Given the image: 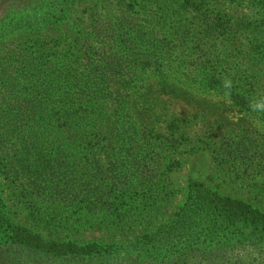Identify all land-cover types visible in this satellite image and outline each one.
I'll list each match as a JSON object with an SVG mask.
<instances>
[{"label":"trees","instance_id":"obj_1","mask_svg":"<svg viewBox=\"0 0 264 264\" xmlns=\"http://www.w3.org/2000/svg\"><path fill=\"white\" fill-rule=\"evenodd\" d=\"M54 1L0 0V5L5 12L12 13L13 5L29 11L38 6H52L54 3L50 2ZM70 1L77 0H62ZM258 1L264 7V0ZM120 2L133 8L137 5L142 17L130 16L115 24L112 19L99 15L94 18L91 31L75 37L68 49L44 42L38 48L27 47L14 54L9 66L0 65V100L16 104L15 132L23 126L18 125L20 120H28L33 130L46 123L59 122V126H54L67 134V139L53 145L56 150L49 161L43 158L39 162V156L44 157L42 151L37 153V160L29 148L28 153L18 156L19 167H79V163L80 167H93L94 183L88 195L94 198L95 210L123 220L135 206L142 204L138 200L140 196L160 194L167 180L165 174L181 164L178 160L170 164L163 160L164 148L176 147L180 138L188 139L181 132L178 117L166 125L170 135L155 125L160 100L167 97L183 103L193 116L204 113L217 117L222 130L220 145L215 149L219 164L228 160L246 165L255 163L257 152L264 150V146H255L248 133L255 129L257 121L264 130V73L252 75L251 81L244 84L242 77L229 68L216 73L201 64L202 68L188 73L187 79H179L170 71V60L174 45L183 43L187 34L167 24L168 2L155 5L153 0ZM181 6L185 9L191 6L192 10L206 16L199 0H183ZM64 12L62 5L61 13ZM4 17L1 16L0 23ZM201 26L202 40L205 37L207 41L213 40L217 23L206 18ZM254 48L255 60L264 65V33ZM257 70L255 67V72ZM140 75L141 83L132 90V84L137 83ZM196 83L199 85L196 89L208 90L207 96L190 88ZM224 85L225 91L221 89ZM213 90L219 94L222 90L225 98L214 99L209 93ZM230 102L249 112L253 119L250 128L243 125L246 117L239 121L230 118ZM113 108L124 114L120 128L119 121H111L108 114ZM9 127L0 126V144L11 142L7 141L6 134ZM176 134H180V138L175 137ZM262 135L264 137V133ZM156 142L160 150L153 147ZM81 153L89 155L90 162L87 158L83 163ZM0 231L16 244L44 252L40 253L42 258H61L67 264H171L180 259L181 264H264V213L195 180L190 181L186 200L173 220L146 236V246L153 243L152 246L167 251L188 243L183 251L174 249V257L171 258V254L161 261L139 254L121 257L115 249L109 248L78 251L66 244L43 245L24 227L11 222L5 215L1 196Z\"/></svg>","mask_w":264,"mask_h":264},{"label":"rangeland","instance_id":"obj_2","mask_svg":"<svg viewBox=\"0 0 264 264\" xmlns=\"http://www.w3.org/2000/svg\"><path fill=\"white\" fill-rule=\"evenodd\" d=\"M120 1L77 0L64 3L55 0L50 2L54 3L52 6H38L29 11L11 5L15 9L12 13L5 12L1 4L0 18L2 15L5 17L0 23V65L9 66L16 56L14 54L27 47L38 48L44 42L68 49L75 37L91 31L94 18L99 15L112 19L115 24L130 16L142 17L137 5L133 8ZM164 1L169 5L167 24L187 34L183 43L174 45L175 52L170 60V71L179 79H187L188 73L195 72L201 64L216 73L226 72L229 68L233 74L242 77L244 84L251 81L252 75L264 73L262 62L255 60L257 53L254 48L264 33V7L258 0H199L206 16L192 10L191 6L183 8V0H153V3L162 4ZM62 5L66 9L64 14L61 13ZM206 18L217 23L218 27L210 41L206 37L202 40L201 25ZM207 51L211 53L207 54ZM141 77L138 76L137 83L132 84V90L137 89ZM197 85L193 84L190 88L195 93L207 96L208 90L196 89ZM221 89L225 91L226 85ZM222 90V94L215 90L209 93L214 99L225 98ZM15 107L16 104L0 100V126L10 125L6 134L7 141H11L0 144V155H3L0 157V196L5 215L11 222L24 227L43 245L66 244L78 251L109 248L115 249L121 257L139 254L152 260L166 259L175 252L174 249L183 251L188 243H181L167 251L152 246L153 243L146 246V236L173 220L186 200L192 180L201 181L207 188L222 195L241 199L264 213V150L252 151L258 153L255 163L246 165L228 160L219 164L215 159V149L220 145L222 130L218 127L216 116L204 113L193 116L191 109L183 103L167 97L160 100L155 125L170 135L166 125L178 117L181 132L188 139L183 141L180 134H176L175 137L180 138L177 148L165 145L163 160L167 164L178 160L181 164L165 174L167 180L160 194L140 196L138 200L142 204L135 206L126 218L120 220L95 210L94 198L88 195V189L94 183L93 167H80L81 163L79 167H19L18 156L28 153L29 148L32 150L30 154H35L37 160V153L42 151L44 157L39 156V162L43 158L49 161L55 154L53 147L67 139V134L58 130L59 122L53 125L46 123L33 130L28 120H20L18 125L23 126L19 132H15ZM108 114L111 121H119L120 128L124 117L120 109L108 110ZM228 115L235 121L246 117L243 121L246 129L253 122L249 112L231 102ZM254 127L248 136L255 146L263 147L264 130L261 123L257 121ZM154 146L160 150L159 142L153 143ZM79 156L83 163L87 162V158L90 162L89 155L81 153ZM140 194L143 195L142 191ZM4 232L8 233V230ZM4 232L0 231V264H67L61 258H42L40 253L43 255L44 252L14 243ZM181 261L171 264H181Z\"/></svg>","mask_w":264,"mask_h":264}]
</instances>
